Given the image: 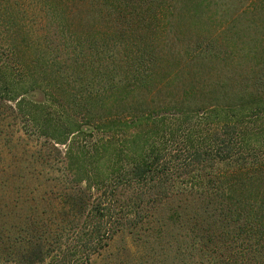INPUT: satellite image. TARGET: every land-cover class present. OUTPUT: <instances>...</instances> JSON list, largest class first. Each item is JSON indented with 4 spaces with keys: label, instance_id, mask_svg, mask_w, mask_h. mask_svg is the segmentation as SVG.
<instances>
[{
    "label": "trees",
    "instance_id": "trees-1",
    "mask_svg": "<svg viewBox=\"0 0 264 264\" xmlns=\"http://www.w3.org/2000/svg\"><path fill=\"white\" fill-rule=\"evenodd\" d=\"M97 263L264 264V0H0V264Z\"/></svg>",
    "mask_w": 264,
    "mask_h": 264
},
{
    "label": "rangeland",
    "instance_id": "rangeland-1",
    "mask_svg": "<svg viewBox=\"0 0 264 264\" xmlns=\"http://www.w3.org/2000/svg\"><path fill=\"white\" fill-rule=\"evenodd\" d=\"M199 27V26H198ZM180 31L176 32L174 34V32H172L169 36V41L173 42L174 45L172 44V47L175 49L180 50L181 52H183L184 50H186V47L188 46L187 44L189 43V40L191 39H195V37L197 35H199V29H195L194 31L190 30V33H182V29L179 28ZM175 31V30H174ZM178 31V30H177ZM182 54V53H181ZM180 54V55H181ZM35 101L40 100V95L35 94L32 97ZM32 143V142H30ZM121 245H127L129 246V240L126 237H120L118 239H116L115 241H113L110 244V248L109 251L112 252L114 251L116 248L121 247ZM108 251V253H109ZM97 264H102V263H97Z\"/></svg>",
    "mask_w": 264,
    "mask_h": 264
}]
</instances>
